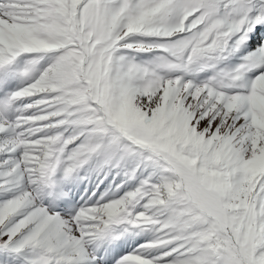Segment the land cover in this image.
<instances>
[{
  "label": "snow or ice",
  "instance_id": "6c2138e0",
  "mask_svg": "<svg viewBox=\"0 0 264 264\" xmlns=\"http://www.w3.org/2000/svg\"><path fill=\"white\" fill-rule=\"evenodd\" d=\"M0 264H264V0H0Z\"/></svg>",
  "mask_w": 264,
  "mask_h": 264
}]
</instances>
